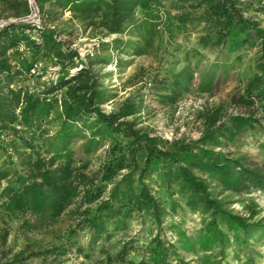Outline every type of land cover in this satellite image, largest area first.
<instances>
[{
  "label": "trees",
  "instance_id": "16d2710c",
  "mask_svg": "<svg viewBox=\"0 0 264 264\" xmlns=\"http://www.w3.org/2000/svg\"><path fill=\"white\" fill-rule=\"evenodd\" d=\"M35 2L38 24L23 22L31 13L28 0H0V264H66L63 241L76 229L88 232L91 242L108 241L133 215L159 227L165 205L146 184L153 177L168 197L174 185L187 206L210 213L207 243L225 239L218 219L245 240L262 231L264 219L248 223L223 208L220 198L264 191V166L223 150L248 131L264 135V26L254 18L264 6L245 0ZM65 13L84 29L116 38L101 43L100 54L85 62L53 26ZM189 26L199 30L197 46L203 50L222 46L230 55L255 48L254 74L229 100L195 111L197 139L169 142L137 128L147 107L136 85L150 89L161 104L174 103L193 78L189 64L161 78L156 70L137 67L125 82L133 91L119 101L103 82L111 73L100 77L92 69H121L122 55H158L170 44L173 27ZM47 61L60 76L46 84L40 80ZM34 68L37 74L31 75ZM109 103L113 109L105 112ZM76 144L85 157L105 147L96 170L74 160ZM70 221L73 226L64 228ZM129 249L105 253L106 264H170L171 257L173 264H184L159 236L147 249V262L127 260Z\"/></svg>",
  "mask_w": 264,
  "mask_h": 264
},
{
  "label": "rangeland",
  "instance_id": "374dc122",
  "mask_svg": "<svg viewBox=\"0 0 264 264\" xmlns=\"http://www.w3.org/2000/svg\"><path fill=\"white\" fill-rule=\"evenodd\" d=\"M245 1L252 2L255 8L264 6V0ZM254 18L264 26V13L256 14ZM53 26L63 33L59 37L60 40L67 41L69 48L75 50L85 62L88 57L100 54L101 43H110L116 38L114 35L103 36L99 31L84 29L75 21H71L68 13L59 18ZM172 33L174 35L170 44L166 41V45L164 44L166 47L159 54L157 53L158 55L140 58L122 55L120 58L124 64L121 69L115 68V65H108L105 68L96 66L92 70L100 77L111 73V77L105 78L103 82L108 88L116 90L118 94L116 101H119L133 91V88L125 87V82L137 67L141 66L148 71L156 70L161 78L170 77L171 74L189 64L193 78L186 85L185 92L182 88L180 89L181 94L174 103L168 101L161 104L151 95L150 89L136 85L142 88L141 92L147 107L145 113L138 119L137 128L169 142L181 138L195 140L200 134L199 123L195 120V111L206 103L229 100L238 92L242 84L254 74L256 49L245 47L236 54L228 55L222 46L204 50L199 48L197 40L200 33L196 27L189 26L185 31L182 29L177 31L176 27H173ZM110 55L112 56V53ZM185 58H189V62L185 61ZM44 66V75L48 73L52 79L49 80L50 76L42 77L40 82L47 84L56 81L60 76L59 68L53 67L48 61ZM113 106L110 103L106 104L103 110L110 112ZM229 111L238 112L236 108H231ZM78 146V144L73 146L74 160L88 163L90 170H96L100 158L103 159L105 147L97 154L85 157L79 154ZM223 150L229 151L233 158H244L251 164L264 166V135L257 130L241 134ZM146 184L154 190L155 196L159 197L165 205L160 226L155 225L149 218L133 215L131 219H127L126 227L114 233L110 240L99 239L94 242L90 241L88 232L76 229L74 234L68 236L69 239L64 238L63 241L66 264H106L105 253L114 255L123 245L127 249L130 248L126 255L127 260L147 262L149 259L147 249L156 236H159L166 244H170L172 253L175 252L184 264H264V228L245 240L241 234L228 233L225 224L218 219L219 228L226 232L223 234L225 239L224 241L211 240L207 243V238L203 235L204 227L210 220V213L202 211L200 206L193 208L187 206L174 185L172 187L174 195L168 197L164 188L158 185L157 178L153 177V181ZM220 199L223 208L246 219L248 223L264 219V191L239 195L224 194ZM171 201L175 203L174 209L170 208ZM91 208L94 209L95 206ZM70 222L62 225L64 228L68 225L73 226L72 221ZM15 233L16 242L20 243L21 231ZM13 237L11 235L8 244H11ZM201 241L203 246L200 245ZM170 260V264L175 261L173 257Z\"/></svg>",
  "mask_w": 264,
  "mask_h": 264
},
{
  "label": "built area",
  "instance_id": "2783aa9c",
  "mask_svg": "<svg viewBox=\"0 0 264 264\" xmlns=\"http://www.w3.org/2000/svg\"><path fill=\"white\" fill-rule=\"evenodd\" d=\"M36 0H28V4H29V7H30V15L25 19L23 20V22H33V23H36L38 24L39 23V12H38V9H37V6H36ZM1 23V22H0ZM4 24H0V26H2ZM98 47V45L96 46ZM30 74L32 75H36L37 72H36V68H34L33 70L30 71Z\"/></svg>",
  "mask_w": 264,
  "mask_h": 264
},
{
  "label": "crops",
  "instance_id": "0c3cea01",
  "mask_svg": "<svg viewBox=\"0 0 264 264\" xmlns=\"http://www.w3.org/2000/svg\"><path fill=\"white\" fill-rule=\"evenodd\" d=\"M44 75V74H43ZM50 75L47 73L46 75H44L43 77H49ZM52 79V77H49V80Z\"/></svg>",
  "mask_w": 264,
  "mask_h": 264
},
{
  "label": "water",
  "instance_id": "95a60500",
  "mask_svg": "<svg viewBox=\"0 0 264 264\" xmlns=\"http://www.w3.org/2000/svg\"><path fill=\"white\" fill-rule=\"evenodd\" d=\"M2 26H3V25H2ZM2 26H0V28H1Z\"/></svg>",
  "mask_w": 264,
  "mask_h": 264
}]
</instances>
